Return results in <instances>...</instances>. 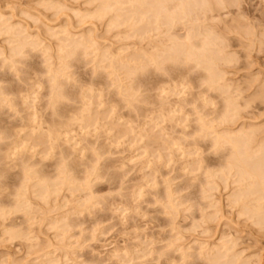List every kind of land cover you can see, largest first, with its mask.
Returning <instances> with one entry per match:
<instances>
[{
  "label": "rangeland",
  "instance_id": "1",
  "mask_svg": "<svg viewBox=\"0 0 264 264\" xmlns=\"http://www.w3.org/2000/svg\"><path fill=\"white\" fill-rule=\"evenodd\" d=\"M223 1L226 2L225 5L229 6L227 5V8L214 6L212 13L208 15L209 19L214 18V24L213 21L207 23L208 25L212 23L210 26L217 30L218 34L220 33L219 35L224 41L228 40L227 44L224 43L225 51L226 53L230 52L231 56L233 54L237 60L234 64L233 58V62L229 64L230 67L225 64V68L228 67L227 70L223 64L220 65L227 72L228 83L232 84L234 88L239 86L238 91L241 88L240 92L243 90L238 104H242L241 108L245 103H247L245 105H249L248 108L246 106L247 110L241 109L244 119L239 121L258 128L257 134L259 135L260 132L259 137H261L264 136V127H262L264 126V97L256 98L255 93L259 89L264 91V47L262 46L264 42L261 41L264 38L260 37L259 41L262 44L261 42L259 44V36L256 35H259L260 30V35L264 37V0ZM101 2L102 0H0V18L7 19L8 29L9 26L13 29L7 33L5 30L7 26H1L2 22L0 21V157L3 156V162L2 157L0 158V169H7V172L6 169L0 170V211L2 210L0 213V264H42V262L46 264H180L182 263L178 250L180 245L187 248L188 254L196 256L200 252L197 248L203 240L204 242L210 240L212 243L211 240L214 239V242H218L223 231L227 233V225L231 228L229 233H233L235 230L234 233H238L235 236L239 239L238 241L240 239L244 241L243 243L240 241L241 245L237 249L241 251L246 249L244 257L253 255V252H257L264 246V232L263 230L259 232L260 228L258 229V227H252L251 221L245 223V218H239L242 219L239 220L237 217L239 220L238 223L236 222L237 225L233 222L236 217H233L232 211L235 213L236 209L230 210V207L227 209V200L225 203L227 193H224L222 187L213 192L214 199L216 198L220 202L221 194L223 195L220 204L226 208H224L225 210H229L228 214L231 213L229 218L230 215L228 216L227 211L224 210L226 215H223L226 217L224 219L228 218L231 221L233 218L230 222L233 224L230 226L228 220L229 224H223L227 222L222 218H220L222 221L220 219L215 221L218 222L215 227L214 222H210L211 225L209 223L207 228V224L205 226V224L199 223L201 222L199 219L202 218L199 216L203 213L205 215V209H208L206 203L209 202V199L207 201L202 199L204 195L200 189L201 186L198 182L194 183L192 179L195 174L188 171L189 164L194 160L190 155L194 148L193 131L196 128L194 126L197 125L195 120L198 119L195 108L201 107L202 112L201 101L203 98H200L201 101L198 99L202 95L201 92L205 94L206 90L205 85L199 84L201 82L199 78L196 82L197 76L194 74L199 77L201 74L200 71L198 73L199 69L193 68L188 74L190 79H194L195 88L186 87L185 90L183 86L179 85L181 87H177L179 89L177 92L181 91V97L170 96L169 101L172 105L170 109L174 113L169 116L174 117L175 122H169L168 119L164 120L159 116V106L151 103L150 96L154 97L159 91L155 90V92L150 89L153 88L157 79L164 80L166 85L165 82L162 83L163 87H171L166 88L169 90L173 88L172 85H176L177 81L171 78L168 71H161L156 67H148V70H139L140 67H137L135 74H132L135 77L130 76L131 73L127 72L130 68H134L125 67V65L136 62L141 63V61L135 62L132 59L145 52L154 51L152 48L157 45L156 43L160 45V40L164 47V45H169L171 36L183 38L186 29L178 23L175 25L176 27L168 28L169 26L165 25L162 26L159 33L153 31L144 35L145 25L140 23L137 26H132V22L127 24L125 23L127 16L118 17L120 19L113 25V16L116 14L114 12L104 14L106 17L100 14ZM62 5L63 8L65 7V10L62 9L63 11L61 10ZM127 6L130 8V5ZM126 7L124 5L123 8L126 9ZM128 8L126 9L127 13ZM126 10L118 15L121 13L126 15ZM239 22L241 24H238ZM245 22L247 23L245 24ZM252 26L254 28L256 26V30L254 28L252 30ZM2 27L3 29H1ZM189 27L190 23L187 28L189 29ZM236 27L237 30H235ZM257 27L260 28L258 31ZM244 28L249 32V36L254 35V38L257 39L254 40L251 36L250 39L248 36L245 38ZM234 31L237 36L238 32L236 31H239L241 39L238 40ZM19 32H22V36ZM70 35L72 41L76 39L80 42H83L84 38L87 40L91 37L89 40L91 41L93 38L92 46H90V41H86L90 44L85 43L88 44L85 46L88 48L84 49V53L81 50L82 52H77L79 55L76 53L69 55V52L72 51L71 48H68L70 45L63 48L62 42L64 44L71 43V38H67ZM20 36L21 38H19ZM24 37L28 38L27 43L34 42V45L28 43L26 46L25 44L26 48L20 51V55L14 50L15 54L13 49L19 47ZM58 38L61 40L59 41ZM62 38L70 39L69 43L68 40L62 41ZM252 39L253 41L250 43ZM59 42V45H62L61 47L64 49L63 53L61 48L59 49L61 58L58 54L60 53ZM64 46L66 47V44ZM14 54L16 58L13 56ZM129 61L130 64H128ZM113 62L115 63L113 64ZM60 68L63 73L59 72L57 76L59 80L57 83L61 85L59 87L54 82L57 80L55 75L54 80L52 77L54 72L57 73ZM148 80L149 82H147ZM53 83H56L57 86ZM147 83L149 84L147 85ZM162 84L159 86L162 87ZM177 89L172 91H175L176 94ZM172 91L169 94H173ZM206 93L208 98L211 95L213 101L214 99L217 101L219 106L214 102L217 107L223 105V98L218 93L215 94L213 91ZM53 95L55 96L54 100ZM56 96H58L57 101ZM194 96L197 98L196 106L193 104ZM177 99L179 100L178 105ZM253 100L254 103L250 107ZM82 101L87 103V105L84 103V106L91 107L90 114L93 118L90 125L85 124L84 131L83 128L82 130L80 128L79 124L81 123L71 127L69 134L62 131L59 140L61 142L58 141V146L53 142L55 144L53 145L49 136L53 126L56 124L57 127L59 123L63 127L62 124L66 125L72 120L75 123L76 118L74 120L72 115L77 116V113L79 115V110L81 111L83 108ZM247 101L252 102L248 104ZM209 108L214 109L211 105ZM73 110H77V112L69 114ZM66 111H68L69 117L66 115ZM202 113H206V110ZM213 117L215 116L213 115ZM34 121L36 122L35 128ZM76 122L78 123V120ZM50 129L51 131H49ZM66 140L71 144H68ZM203 142L204 140L201 142L204 147L208 145L206 141ZM19 144H23L26 150L24 147L23 152L22 147L17 150L16 147ZM173 144H178V146L174 145L173 147ZM204 153V157H214L211 150H206ZM6 157L8 161H6ZM204 171L200 176L205 181ZM29 173L32 176L27 175ZM197 174L199 175V172ZM66 175H68V179H66ZM26 178L30 179L29 185ZM47 179L48 182H45ZM40 182L49 187L47 199H42L37 194V191L41 189L37 186ZM55 182L57 184H54ZM199 189L202 195L198 194ZM217 193L218 195H216ZM195 194L197 195L195 196ZM29 198L30 201H28ZM25 199L30 203L29 208L25 204L23 205L25 207L21 206L22 208L19 205L21 211H15L18 209L15 208V203L18 205ZM183 200V206L178 207L182 209L178 215L175 206H178ZM1 207L5 209V212ZM25 210L31 215L27 216L28 213ZM209 210L211 212V208ZM8 211L9 216L6 214ZM207 212L209 213L208 210ZM219 221L222 223L218 229L216 226H219ZM192 223H199L200 228L192 229ZM221 224H223V228ZM208 228H211L209 235L203 233L202 230ZM18 229H20L19 232L23 230L21 232L23 236L12 238ZM11 230L13 233L9 234ZM216 231L218 232L213 234ZM209 236L210 239H208ZM211 237L213 238L211 239ZM249 248L250 250H248ZM189 260L190 263L191 261L192 263L198 262L194 258Z\"/></svg>",
  "mask_w": 264,
  "mask_h": 264
},
{
  "label": "bare ground",
  "instance_id": "2",
  "mask_svg": "<svg viewBox=\"0 0 264 264\" xmlns=\"http://www.w3.org/2000/svg\"><path fill=\"white\" fill-rule=\"evenodd\" d=\"M101 1V0H100ZM99 2V1H98ZM215 2V3H213ZM236 2V1H235ZM238 2V1H237ZM52 3V2H51ZM66 4V3H65ZM226 2H224L223 0H102L101 4H100V14H108V13H112L114 12L116 15H111L113 16V25L114 23L119 20L118 17H124V16H127V20L125 19V23H131L132 26H137L138 24L140 23H143L145 25V32L143 33L145 35V33H150V32H160L161 29L166 25V26H169L168 28H171V27H176L175 25L178 23L181 24L185 29H186V34L185 36H183V38H179V37H176V36H171L169 37V45H164V42H163V45L164 47L161 45L162 42L160 40L159 44L156 43L157 45L152 48V50L154 49V51H150V52H145L143 55H138V56H135L132 61H141V63H135V64H131V65H125V67H133L134 69H131L128 70L127 72L131 73L130 76L132 77H135L134 75L132 74H135V70L137 69V67H140L138 68L139 70H145L147 69L148 67H156V69L158 70H166L170 73L171 75V78L174 79V81H177L175 88L174 86L172 85V89L169 90V89H166V88H171L169 86H166V87H163V84H164V80L163 81H159L157 79V82L154 84L153 88L149 89L150 90H153V91H159L158 94H156L154 97H151L150 96V99H151V103L152 104H156V106L158 105L159 108H158V112H159V116L164 119V120H169V122H175L174 121V117H170L169 115L174 113L173 111H171L172 109L171 108V101L170 98L172 97H181L180 94H181V91L180 92H177L179 89H177V87L179 85L183 86V88H185V90L188 88V87H194L195 88V83H194V79H190L189 78V72L194 68V69H199L198 70V73L200 71V75L198 77V75L194 74V76H197L196 78V82H198V78L199 80H201V82H199V84L201 85H205L206 87V90H205V94H203L201 92V96H199V101L200 98H203L202 99V112H204L206 110V113H202L201 112V107L199 108V106H197L195 109L197 110V114H198V119L196 118L195 122H197V125L194 126V131H193V134H194V141H193V151L191 153L190 156L193 157V161L192 163L189 164V172L191 174H195V177L194 179H192L194 181V183L198 182L199 185V188L202 190L203 192V195L204 197L202 198L203 200L206 199H209V202H207L206 204H208L206 207L208 209H205V215H201L199 216V221L201 220V222L199 223H202V224H207L206 228L208 227V224L211 222H214V227L216 224H218V222L216 223L215 221H218V219L222 218H226L224 216H226L223 212L226 208L225 207H222L223 205L220 204L221 201H222V194H221V201L219 202L216 198L214 199V193L215 191H218L221 187L222 190H224L223 192L227 195L226 199H225V203H226V200H227V209L228 207H230V210H235V213H236V216H234L235 213H233L232 211V215L233 217H236L235 219L236 220H233V222H236L238 223L239 220H242L244 219L245 223L246 222H250V224H252V227H258V229L260 228L259 232L261 230H263L264 232V136L262 135L261 137L260 136V132H259V135L257 134L258 133V128H254L252 125H246L245 123H241L239 120H243V115L241 114V109L242 108H245L244 110H247L246 109V106L247 108L249 107V105H245L247 103L244 104V107L242 106L241 108V105L238 104V100L240 98V95L242 96L241 93H243V90H241L242 92H240V89L239 88V91H238V87L234 88L232 86V84L228 83L229 80H227L226 76H227V68H225V64H230L233 62V58H234V55L232 54L231 56V53H226L225 51V46H224V43L226 41H224V39L216 32L217 30H214V28H212V26L208 25L209 22L213 21L214 18L212 19H209L208 18V15L210 13H212L213 11V8L214 6L215 7H219V8H223L224 6L227 8V5H225ZM125 5H130V8H128V6L126 7V9L128 8L129 11L127 13V10L125 8H123ZM229 6V5H228ZM56 7V6H55ZM60 9V8H59ZM58 9V10H59ZM65 10V7L63 8V5L61 6V10ZM238 9H240L238 7ZM62 10V11H63ZM123 10H126L125 14H122L121 15L118 13L122 12ZM219 10V9H218ZM224 10V9H222ZM57 11V10H56ZM91 11V10H90ZM73 12V11H72ZM242 12V11H241ZM216 13V12H215ZM79 14V12H78ZM85 14V13H84ZM230 14V13H228ZM77 15V13H76ZM102 15V17H103ZM213 15V14H212ZM211 15V16H212ZM57 16V15H56ZM99 16V15H98ZM105 16V15H104ZM244 16V14H243ZM106 17V16H105ZM114 17L115 18V21H114ZM97 18V17H96ZM218 18V17H217ZM90 19V18H89ZM238 19V18H237ZM242 19V18H241ZM240 19V20H241ZM244 19V18H243ZM70 20V19H69ZM124 20V19H123ZM247 20V19H246ZM251 20V19H250ZM0 21L2 22L1 23V26L3 27H6L5 30L7 31H13L12 27L9 26V29H8V25H6V22H7V19L3 20L0 18ZM111 21V20H110ZM128 21V22H127ZM218 21V20H217ZM239 21V20H238ZM245 21V20H244ZM208 22V23H207ZM215 22H216V19H215ZM233 22V21H232ZM243 22V21H241ZM119 23V22H117ZM190 23V27L189 29L187 28L188 25ZM247 22H245L246 24ZM254 23V21H253ZM8 24V23H7ZM188 24V25H187ZM213 24H214V21H213ZM238 24H241L240 22ZM238 24H235V25H238ZM116 25V24H115ZM119 25V24H118ZM216 25V24H215ZM233 25V23H232ZM243 25V24H242ZM250 25V24H249ZM263 25V24H262ZM163 26V27H162ZM246 26V25H245ZM261 26V25H259ZM258 26V27H259ZM3 27L1 29H3ZM108 27V26H107ZM139 27V26H138ZM214 27V26H213ZM218 27V26H217ZM241 27V25H240ZM257 27V31L260 29H258ZM15 28V27H14ZM65 28V27H64ZM234 28V27H233ZM250 28V26H249ZM254 26H252V30H253ZM262 28V26H261ZM264 28V27H263ZM107 29V28H106ZM219 29V28H218ZM239 29V27H238ZM245 29V28H244ZM251 29V28H250ZM249 29V30H250ZM256 30V26L254 28ZM166 30V28H165ZM235 30H237V27L235 28ZM242 30V29H241ZM248 30V31H249ZM4 31V30H3ZM16 31V30H15ZM28 31V30H27ZM53 31V30H52ZM111 31V30H110ZM231 31H232V28H231ZM240 31V30H239ZM239 31H236L238 32V36L235 34V31H234V34L238 37V40L241 39V36L239 37ZM246 31V29H245ZM18 33V29L16 31ZM15 32V33H16ZM55 32V31H54ZM222 32V31H221ZM242 32V31H241ZM251 32V31H250ZM13 33V32H12ZM22 36V32H19ZM63 33V32H62ZM65 33V31H64ZM175 33V32H174ZM229 33H230V29H229ZM233 33V31H232ZM244 33V32H242ZM245 34H243L246 38V36L249 37L250 39V36H249V32H245ZM254 34V32H251ZM57 34V33H56ZM248 34V35H247ZM255 34H257L255 32ZM262 34V33H261ZM15 35V34H14ZM161 35V34H160ZM222 35V33H221ZM227 35V34H226ZM234 35V36H235ZM21 36L19 38H21ZM68 36V35H67ZM127 36V35H126ZM153 36V35H152ZM223 36V35H222ZM225 36V35H224ZM229 36V34H228ZM243 36V37H244ZM257 37L259 36L258 38V41L261 39V38H264L263 35L261 36L260 35V30H259V35L257 34L256 35ZM15 37V36H14ZM30 37V36H29ZM57 37V36H56ZM141 37V36H140ZM261 37V38H260ZM31 38V37H30ZM29 38V39H30ZM67 38H71V35ZM251 38H254V35L251 36ZM28 38L24 37V39H22L19 47L17 49H13V51L15 50L17 53H19L20 55V51H22V49L26 48L27 44V40ZM63 39V38H62ZM89 39H91V37H89ZM89 39L85 40V38L83 39V42H80V41H76V39L74 41H72V38H71V43H69L70 39H63L62 41L66 42L68 40V43L67 42L65 43L66 44V47L64 46L65 44L62 42L63 44V48H67V45L69 46H72V47H68V48H71L72 51L69 52V55L76 53L79 55L80 52L83 51L84 53V49L88 48V47H85L86 45L90 44L91 42V45L92 46V40L90 41ZM227 39V37H226ZM229 39V37H228ZM257 38L255 37L254 40H256ZM24 40V41H23ZM25 40H26V43H25ZM51 40V39H50ZM58 40L60 41L61 39L58 38ZM57 40V41H58ZM81 40V39H80ZM156 40V39H155ZM244 40V39H242ZM248 40V38H247ZM9 41V40H8ZM19 41V40H18ZM82 41V40H81ZM86 41H90L89 43L86 42ZM142 41V40H141ZM159 41V39H158ZM157 41V42H158ZM245 41V40H244ZM253 41L250 40V43ZM257 41V43H258ZM262 42H264V40H261ZM259 41V44L260 42ZM228 42V40H227ZM226 42V44H227ZM261 42V44H262ZM33 45H34V42H31ZM29 43V44H31ZM85 43H88V44H85ZM241 43H243V41H241ZM256 43V44H257ZM26 44V46H24ZM31 44V45H32ZM60 44V42L58 43V45ZM225 44V45H226ZM253 44V43H252ZM251 44V45H252ZM255 44V42H254ZM253 44V45H254ZM258 44V45H259ZM95 45V44H94ZM97 45V43H96ZM256 45V46H258ZM60 47L58 48V50L61 48L62 50V53L64 51V49L61 47L62 45H59ZM226 46H229V45H226ZM261 47V45H259ZM258 46V47H259ZM262 46L264 47V44H262ZM255 47V45H254ZM227 48V47H226ZM229 48V47H228ZM257 48V47H256ZM19 49V51H18ZM51 50V49H50ZM56 50V49H55ZM61 50L59 54L60 58L62 57L61 56ZM82 50V51H81ZM228 50V49H226ZM249 50V49H248ZM14 51V53H15ZM95 51V50H94ZM245 51V50H244ZM43 52V51H42ZM79 52V53H77ZM228 52V51H227ZM259 52V50H258ZM261 52V51H260ZM3 53V52H2ZM85 53H86V50H85ZM96 53V52H95ZM13 54V53H12ZM16 54V53H15ZM15 54L13 56H15ZM251 54V53H250ZM92 55V54H91ZM122 55V54H121ZM136 55V54H135ZM261 55V54H260ZM22 56V55H21ZM65 56V55H63ZM106 56V54H105ZM104 56V57H105ZM109 56V54H108ZM126 56V55H125ZM247 56V55H246ZM84 57V56H83ZM16 58V56H15ZM46 58V57H45ZM67 59H70V58H67ZM85 60V59H84ZM122 60V59H121ZM234 64L235 62L237 61L236 60V57L234 58ZM13 61V59H12ZM61 61V60H59ZM63 61V60H62ZM66 61V59H65ZM114 61V60H113ZM115 62H113L114 64ZM119 63H120V59H119ZM122 63V62H121ZM131 62L129 61L128 64H130ZM109 64V63H108ZM223 64V67L226 69L225 71L222 69V66L221 65ZM238 64V62H237ZM110 65V64H109ZM112 65V64H111ZM118 65V64H117ZM123 65V63H122ZM233 65V64H232ZM115 66V65H114ZM221 66V67H219ZM231 65H229L230 67ZM14 67V66H12ZM112 68V67H111ZM110 68V69H111ZM235 68V67H234ZM61 69V68H60ZM58 70L57 73L56 71L54 72L55 74H53V77L52 79L54 80V75H55V78L57 79L58 77V73L61 71H63L62 69L61 70ZM108 69V68H107ZM233 69V67H232ZM123 70V68H122ZM148 70V69H147ZM146 70V71H147ZM49 71V70H48ZM238 71V70H237ZM113 72H116V71H113ZM63 73V72H62ZM61 73V74H62ZM118 73V71H117ZM137 73V72H136ZM196 73V71H195ZM230 77V76H229ZM116 78H117V75H116ZM119 78V77H118ZM232 78V77H230ZM229 78V79H230ZM257 78V77H256ZM136 79V78H135ZM121 80V79H120ZM57 81H59L58 79L54 82L57 83ZM146 82V81H145ZM149 82V80L147 81ZM169 82V81H168ZM54 84L57 86V84ZM162 84V87H160L159 85ZM255 83V82H254ZM149 83H147L148 85ZM172 84V83H171ZM60 84H58L59 86ZM165 85H166V82H165ZM262 85V84H261ZM61 86V85H60ZM59 86V87H60ZM179 86V87H181ZM93 87V86H92ZM113 87V86H112ZM178 87V88H179ZM187 87V88H186ZM249 87V85H248ZM260 87V86H259ZM99 88V87H98ZM111 88V86H110ZM197 88V87H196ZM3 89V88H2ZM57 89V88H56ZM55 89V90H56ZM103 89V88H102ZM173 89H177L176 90V94H175V91H172ZM199 89H200V85H199ZM257 89V88H256ZM193 90V89H192ZM204 91V89H202ZM155 91V92H156ZM168 91V92H167ZM173 94H169V92H171ZM215 92L219 94L220 97L223 98V105H221V107H217V101H213V99L211 98V95H210V98H208V94L206 92ZM246 90L244 89V92ZM31 92V91H30ZM55 92V91H54ZM56 93V92H55ZM139 93V92H138ZM141 93V92H140ZM153 93V92H152ZM58 96L60 97L59 93L57 92ZM62 94V92H61ZM102 94V93H101ZM123 94V93H122ZM164 94V95H163ZM199 94V92H198ZM207 94V96H206ZM245 94V93H244ZM56 95V94H55ZM169 95V97H168ZM175 95V96H174ZM192 95V94H191ZM213 95V93H212ZM22 96V95H21ZM54 96V95H53ZM56 96V101H57V97ZM62 96V95H61ZM125 96V95H124ZM129 96V95H128ZM171 96V97H170ZM186 96V95H184ZM183 96V97H184ZM205 96V97H204ZM255 96L256 98H261L264 97V91L262 89H259L256 93H255ZM85 97V96H84ZM82 97V98H84ZM102 97H103V94H102ZM193 97V95H192ZM195 97V96H194ZM215 97V95H214ZM253 97V96H252ZM124 98V97H123ZM126 98V97H125ZM148 98V97H147ZM55 99V96L53 98V100ZM59 99V98H58ZM81 99V98H80ZM85 99V98H84ZM127 99V98H126ZM125 99V100H126ZM149 99V100H150ZM182 99V98H181ZM197 98L195 97V99L193 100V104L194 106H196L197 104ZM212 99V100H210ZM219 99V98H218ZM242 99V97H241ZM86 100V99H85ZM184 100V99H183ZM262 100V99H261ZM264 100V99H263ZM88 101V100H87ZM178 99H177V105H178ZM3 102V100H2ZM37 102V101H36ZM95 102V101H94ZM125 102V101H124ZM150 102V101H149ZM148 102V103H149ZM176 102V101H175ZM182 102V101H181ZM217 105H215V103ZM249 102L248 104H250V102L252 101H247ZM30 103V102H29ZM54 105L56 104L55 101L53 102ZM59 103V102H57ZM83 103V101H82ZM85 105H87V103L84 101ZM84 103H83V108L81 109V111L79 110V115L77 113V116L75 115H72L73 112H77L76 111H71V114L72 115V118H76V120H78V123L76 122L75 120V123L74 121H69L66 123V125L62 124L63 127H61V124H57V127H56V124L55 126H53L54 128H52V131L51 129L49 131H51V134L50 138H51V142L53 145H55L54 143L57 144L58 146V143L61 142L59 141L61 138H60V134L63 132H69L70 131V128L71 127H75L77 124L80 125V128L82 130L83 128V131H84V128H86L85 124L86 125H90L91 123V120L93 117H91V107L89 108V105L88 106H84ZM89 103V101H88ZM98 103V102H97ZM128 103V101H127ZM219 103V102H218ZM254 103V100L253 102L250 104V107L251 105ZM94 104V103H93ZM129 104V103H128ZM53 105V106H54ZM92 105V104H91ZM130 105V104H129ZM174 105V104H173ZM198 105H200V103L198 102ZM211 105V107L214 109L211 110L209 108V106ZM212 105H215V106H212ZM219 106V105H218ZM131 107V106H130ZM8 108V106H7ZM32 108V107H31ZM57 108V107H56ZM173 108V107H172ZM175 108L176 105H175ZM208 108L210 109V111L208 110ZM50 109V108H49ZM54 109V107H53ZM98 109V108H97ZM13 110V109H12ZM170 110V111H169ZM200 110V111H199ZM204 110V111H203ZM243 110V109H242ZM17 111V110H16ZM99 111V110H98ZM25 112V111H24ZM68 111H66V115L68 116L69 114H67ZM169 112V113H168ZM65 114V112H63ZM196 113V111H195ZM243 113V112H242ZM95 114V113H94ZM102 114V113H101ZM36 115V114H35ZM70 115V116H71ZM211 115H212V118H211ZM213 115L215 117H213ZM242 115V116H241ZM38 116V115H37ZM75 116V117H74ZM79 116V117H78ZM97 116V115H96ZM172 116V115H171ZM176 117V115H174ZM69 117V116H68ZM210 117V118H209ZM255 117V116H254ZM36 118V117H35ZM71 118V119H72ZM98 118V116H97ZM102 118V117H101ZM155 118V117H154ZM157 118V117H156ZM177 118V117H176ZM107 119V118H106ZM122 119V118H121ZM147 119V118H146ZM251 119V118H250ZM255 119V118H254ZM149 120V119H148ZM158 120V119H157ZM163 120V122H164ZM246 120V119H245ZM244 120V121H245ZM249 120V119H248ZM36 121V120H35ZM34 121V122H35ZM98 121V119H97ZM152 121V120H151ZM160 121V120H159ZM252 121V120H250ZM32 122V120H31ZM85 122V123H84ZM100 122V121H98ZM161 122V121H160ZM240 122V124L238 125V123ZM33 123V122H32ZM31 123V126L33 127ZM84 123V125H83ZM151 123V122H150ZM162 123V122H161ZM132 124V123H131ZM177 124V123H176ZM35 125H36V122L34 124V128H35ZM39 125V124H38ZM75 125V126H74ZM78 125V126H79ZM42 126V125H41ZM82 126V127H81ZM92 126V125H91ZM136 126V125H135ZM157 126V125H156ZM178 126V125H177ZM176 126V127H177ZM95 127V126H94ZM175 127V128H176ZM264 127V126H262ZM21 128V127H20ZM37 128V127H36ZM42 128V127H40ZM66 128V129H65ZM69 128V129H68ZM155 128V127H154ZM39 129V127H38ZM63 129V130H62ZM65 129V131H64ZM72 129V128H71ZM156 129V128H155ZM163 129V128H162ZM187 129V128H186ZM261 129V128H260ZM160 130V129H159ZM164 130V129H163ZM172 130V129H171ZM144 131V130H143ZM152 131V130H151ZM260 131V130H259ZM71 132V131H70ZM262 132V131H261ZM66 133V134H67ZM87 133V132H85ZM146 133V132H145ZM35 134V133H34ZM69 134V133H68ZM97 134V133H96ZM140 134V133H139ZM143 134V133H142ZM18 135V134H17ZM87 136V134H85ZM188 135V134H187ZM42 136H43V133H42ZM48 136V135H47ZM162 136V135H161ZM166 136V135H165ZM189 136V135H188ZM41 137V136H40ZM85 137V136H84ZM148 137V136H147ZM158 137V136H157ZM157 137H156V140H157ZM82 138V137H81ZM88 138V137H87ZM92 138V137H91ZM118 138V137H117ZM171 138V137H170ZM27 139V138H26ZM25 139V140H26ZM74 139V138H73ZM85 139V138H84ZM89 139V138H88ZM70 140V139H69ZM120 140V139H119ZM124 140V139H123ZM127 140V139H126ZM172 140V139H171ZM202 140H204V142L206 141L208 143L207 146H203L202 145ZM29 141V140H28ZM59 141V142H58ZM67 141V140H66ZM162 142V138L160 140ZM186 141V140H185ZM54 142V143H53ZM203 142V143H204ZM68 144H71L69 141H67ZM155 143V141H154ZM159 143V142H158ZM179 143V142H178ZM17 144V143H16ZM15 144V145H16ZM24 144V142H23ZM22 144V145H23ZM26 144V143H25ZM28 144V143H27ZM66 144V142H65ZM78 144V143H77ZM76 144V145H77ZM139 144V143H138ZM137 144V145H138ZM166 144V143H165ZM180 144V143H179ZM14 145V144H13ZM17 145L18 149H20L21 147V150L22 152L24 150H26V147H24V145ZM29 145V144H28ZM36 145V144H35ZM174 145L178 146V144H173L172 146L174 147ZM72 146V145H71ZM158 146V145H157ZM184 146V145H183ZM14 147V146H13ZM25 149H24V148ZM28 147V146H27ZM74 147V145H73ZM56 148V147H55ZM87 148V147H86ZM179 148V147H178ZM181 148V147H180ZM24 149V150H23ZM94 149V148H93ZM147 149V148H146ZM20 150V152H21ZM76 150V149H74ZM206 150H211V153L212 155H214V157H204L203 153L206 151ZM179 151V149H178ZM181 151V150H180ZM213 151V152H212ZM19 152V153H20ZM21 152V153H22ZM140 152V151H139ZM164 152V151H163ZM183 152V151H182ZM30 153V151H29ZM148 153V152H147ZM169 153V152H168ZM207 153V152H206ZM209 153V152H208ZM17 154H18V151H17ZM184 154V153H183ZM205 154V153H204ZM210 154V153H209ZM15 155V154H14ZM216 155V157H215ZM6 156V155H5ZM8 156V154H7ZM144 156V155H143ZM162 156V155H161ZM2 157V162H3V156ZM0 157V158H1ZM183 157V156H182ZM181 157V158H182ZM5 158V157H4ZM7 158V157H6ZM12 159V158H11ZM16 159V158H15ZM141 159V158H140ZM161 159V158H160ZM163 159V158H162ZM164 160V159H163ZM8 161V158L7 160ZM5 161V162H6ZM11 161V160H10ZM137 161V160H136ZM91 164V163H90ZM166 164V163H165ZM152 165V164H151ZM100 166V165H99ZM124 166V165H123ZM153 166V165H152ZM213 167V168H209V167ZM66 167V165H65ZM75 168V167H74ZM3 169H6V168H3ZM3 169L1 168L0 170L3 171ZM65 169V168H64ZM73 169V168H72ZM88 169V168H87ZM152 169V168H151ZM214 169V170H213ZM28 170V168H27ZM98 170V169H97ZM205 170L203 173H204V177H205V181L201 179V176L202 175V171ZM7 172V169L5 170ZM65 171H67V169H65ZM95 171V170H94ZM64 172V171H63ZM93 172V171H92ZM98 172V171H97ZM199 172V175L197 174ZM34 173V172H33ZM43 173V172H42ZM201 173V174H200ZM31 173L27 174V175H30ZM36 174V172H35ZM40 174V173H39ZM67 174H71V173H67ZM64 175V174H63ZM87 175V173H86ZM32 176V175H30ZM29 176V177H30ZM68 175H66V179ZM19 177V175H18ZM44 177V176H42ZM65 177V175H64ZM27 179V178H26ZM25 179V181H26ZM42 179V178H41ZM54 179V178H53ZM28 180V185H29V178L27 179ZM44 180V178L42 179ZM72 180V179H71ZM70 180V181H71ZM153 180V179H152ZM50 181V179H49ZM53 181V180H52ZM189 181V180H188ZM45 182H48V179L45 180ZM27 183V182H26ZM51 183V182H50ZM66 182H64L65 184ZM168 183V182H166ZM189 183V182H188ZM191 183V181H190ZM193 183V182H192ZM197 183V184H198ZM23 184V182H22ZM54 184H57L56 182ZM67 184V183H66ZM151 184V183H150ZM154 184V183H153ZM186 184V183H185ZM27 185V184H26ZM27 185V187H28ZM191 185V184H190ZM37 186H39L41 189L39 191H37L39 194V196L42 198V199H47V194H48V186H46L44 183H39ZM55 186V185H54ZM58 186V185H57ZM82 186V185H81ZM194 186V185H193ZM36 187V186H35ZM53 187V186H52ZM88 187V186H87ZM149 188V187H148ZM185 188V187H184ZM31 189V188H30ZM83 189H84V185H83ZM150 189V188H149ZM199 189V193L198 194H201L202 195V192L200 193V190ZM180 190V189H179ZM75 191V190H74ZM152 191V190H151ZM227 191V192H226ZM40 192V193H39ZM50 192V191H49ZM198 192V190H197ZM221 192V191H220ZM7 193V192H6ZM87 193V192H86ZM193 193V192H192ZM223 193V194H224ZM2 194V192H1ZM33 194V193H32ZM46 194V195H45ZM206 194V196H205ZM49 195H51L49 193ZM188 195V194H187ZM197 194H195L196 196ZM218 195V193L216 194ZM220 195V193H219ZM38 196V197H39ZM55 196V195H54ZM142 196V195H141ZM140 196V198H141ZM167 196V195H166ZM178 196V195H177ZM173 197V196H172ZM179 197V196H178ZM220 197V196H219ZM7 198V197H6ZM27 198V197H26ZM89 198V197H88ZM91 198V196H90ZM218 198V197H217ZM22 199V198H21ZM16 200V199H15ZM19 200V199H18ZM26 202H27V199H25ZM24 201H20L18 203V205L15 203V208L17 207L18 209L15 210V211H18L20 212V208H22L21 206H23L25 204V206H27L29 208V204L30 203H26ZM101 200V199H100ZM180 200V198H179ZM194 200V199H193ZM1 201V200H0ZM30 201V198L29 200ZM45 201V200H44ZM92 201V199H91ZM182 201V200H181ZM187 201V200H186ZM200 201V200H199ZM13 202V201H12ZM15 202V201H14ZM86 202V201H85ZM89 202H90V199H89ZM224 203V202H222ZM224 203V204H225ZM27 204V205H26ZM184 204V200L183 202H180L178 204V206L176 205V213L178 215H180L182 209H179L178 207L179 206H183ZM205 204V203H203ZM205 204V205H206ZM19 205H20V208H19ZM86 205V204H85ZM201 205V204H200ZM23 206V207H25ZM33 206V205H32ZM47 206V205H46ZM49 206V205H48ZM186 206V205H185ZM226 206V205H225ZM14 207V206H13ZM66 207V205H65ZM80 207V206H79ZM2 208V207H1ZM31 208V207H30ZM36 208V207H35ZM34 208V209H35ZM209 208H211V212L209 210ZM225 208V209H224ZM5 212V209L2 208ZM12 209V208H11ZM14 209V208H13ZM33 209V208H32ZM135 209V208H134ZM203 209V208H201ZM20 210V211H19ZM30 210V209H29ZM204 210V209H203ZM207 210L209 211V213L207 212ZM2 211V210H1ZM0 211V213H1ZM11 211V210H10ZM49 211V210H48ZM202 211V210H201ZM227 211V210H225ZM229 211V210H228ZM228 211H227V215L229 216L231 213L229 212L228 214ZM25 212L28 213L27 216L31 215L30 212L26 211ZM184 212V211H183ZM182 212V213H183ZM3 213V212H2ZM9 211L6 213L8 216H9ZM24 213V212H23ZM45 213V212H44ZM127 213V212H126ZM190 213V212H189ZM208 213V214H207ZM5 214V215H6ZM25 214V213H24ZM6 215V216H7ZM11 215V214H10ZM26 215V214H25ZM50 215V214H49ZM177 215V216H178ZM224 215V216H223ZM4 216V215H3ZM176 216V217H177ZM48 217V216H47ZM46 217V218H47ZM174 217V216H173ZM191 217V216H190ZM231 217V215L229 216V218ZM237 217L238 219L239 218H242V219H239L237 220ZM184 218H185V215H184ZM29 219V218H28ZM123 219V217H122ZM177 219V218H176ZM179 219V218H178ZM124 220V219H123ZM186 220V219H185ZM193 220V218H192ZM221 220V219H220ZM225 220V219H224ZM223 220V222H224ZM228 220V218H227ZM227 220H225V222H227ZM231 220V221H232ZM222 221V220H221ZM221 221H219V226L216 228H220V223H222ZM230 219L228 220V222L230 223L231 222ZM196 222V221H195ZM223 223V224H229V223ZM230 223L229 225L231 226ZM199 223H195L193 224L192 223V229H195L197 230V227L198 229L200 228V225H198ZM210 223V225H211ZM174 224V223H173ZM223 224L222 225V228H223ZM244 224V223H243ZM237 225V224H236ZM181 226V225H180ZM203 225V227H205ZM225 226V225H224ZM248 226V225H247ZM211 227V226H210ZM237 227V226H235ZM68 228V227H67ZM179 228V227H178ZM213 228V227H212ZM215 228V229H216ZM221 228V229H222ZM225 228V227H224ZM248 228V227H247ZM13 229V228H12ZM190 229V228H189ZM211 229V228H210ZM209 228L208 229H202L203 230V233H208L207 235H209ZM227 229V233L223 231V234H222V231H221V236L219 237V240L218 242H214L215 240H211L213 241L212 243L210 242V236L206 237V239L208 240V242H202V244H200V246L197 248L198 251V254L196 256H194L193 254H188L187 253V248L182 247V245H180L178 247V250L180 251V264H191L190 263V260L188 261V259L190 258H194V259H197L198 262L196 263H192V264H264V246L259 249L257 252H253V255H249V256H246L244 257V253L246 251V249H244L243 251L241 250H238L237 248H239L238 246L241 245L239 244L240 241H242L240 239V241H238L239 239L236 238V234L238 233H229V230L231 229L228 225L226 227ZM225 229V230H226ZM20 229H18V232H15L12 236V238L15 236V237H21L23 236V233L21 234V232H19ZM196 230H195V234H196ZM233 230V228H232ZM231 230V232H232ZM219 231V230H218ZM218 231L216 232H213V234L217 233ZM258 231V230H257ZM11 234V232L13 233V231H9ZM194 232V230H193ZM58 233V232H57ZM69 233V232H68ZM212 233V231H211ZM220 233V231H219ZM6 234V233H5ZM194 234V233H193ZM235 234V235H234ZM201 235V233H200ZM203 235V234H202ZM206 235V236H207ZM218 235V234H217ZM189 236V235H188ZM195 236V235H194ZM214 236V235H213ZM186 237V236H185ZM184 237V238H185ZM192 237V236H191ZM25 238H26V234H25ZM29 238V237H28ZM62 238V237H61ZM213 237H211L212 239ZM215 238V236H214ZM182 239V238H181ZM203 239V238H202ZM205 239V241H206ZM16 240V239H15ZM188 240V239H187ZM198 241V240H197ZM217 241V240H216ZM244 241H242L243 243ZM201 243V242H200ZM64 244V243H63ZM255 244V243H254ZM195 245V244H194ZM198 246V245H197ZM250 246V245H249ZM248 246V247H249ZM247 248V246H246ZM66 249V248H65ZM177 250V251H178ZM190 250V248H189ZM195 250V249H194ZM250 250V248L248 249ZM176 251V250H175ZM47 259V258H46ZM68 259V258H67ZM132 259V258H131ZM52 260V259H51ZM60 262V261H59ZM111 262V261H110ZM45 263V262H44ZM42 262V264H44ZM87 263V262H86ZM46 264V263H45ZM60 264V263H59ZM63 264V263H62Z\"/></svg>",
  "mask_w": 264,
  "mask_h": 264
}]
</instances>
